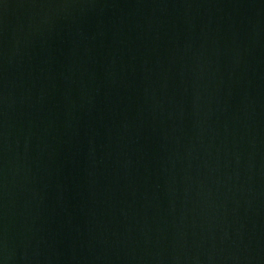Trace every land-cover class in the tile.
Returning <instances> with one entry per match:
<instances>
[{
	"label": "water",
	"instance_id": "water-1",
	"mask_svg": "<svg viewBox=\"0 0 264 264\" xmlns=\"http://www.w3.org/2000/svg\"><path fill=\"white\" fill-rule=\"evenodd\" d=\"M0 264H264V0H0Z\"/></svg>",
	"mask_w": 264,
	"mask_h": 264
}]
</instances>
